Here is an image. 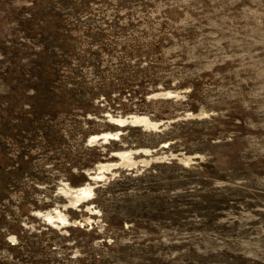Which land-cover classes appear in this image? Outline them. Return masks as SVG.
<instances>
[{
    "label": "rangeland",
    "instance_id": "374dc122",
    "mask_svg": "<svg viewBox=\"0 0 264 264\" xmlns=\"http://www.w3.org/2000/svg\"><path fill=\"white\" fill-rule=\"evenodd\" d=\"M0 264H264V0H0Z\"/></svg>",
    "mask_w": 264,
    "mask_h": 264
},
{
    "label": "bare ground",
    "instance_id": "6f19581e",
    "mask_svg": "<svg viewBox=\"0 0 264 264\" xmlns=\"http://www.w3.org/2000/svg\"><path fill=\"white\" fill-rule=\"evenodd\" d=\"M136 118H137V120H136V122L138 121V120H145L146 119V117L145 116H138V115H136L135 116ZM135 120H133L132 119V121H135ZM141 122V121H140ZM144 122V121H143ZM134 123V122H133ZM103 135V137H111L112 135L111 134H108V133H106V134H102ZM101 136V135H100ZM97 137V136H96ZM99 137V136H98ZM113 153H115V154H117V152H113ZM89 176H90V178H94V176L95 175H93V173L91 174L90 172H89ZM80 191H83V189L82 188H80V190H76L75 192L76 193H78V194H80L81 192Z\"/></svg>",
    "mask_w": 264,
    "mask_h": 264
},
{
    "label": "trees",
    "instance_id": "16d2710c",
    "mask_svg": "<svg viewBox=\"0 0 264 264\" xmlns=\"http://www.w3.org/2000/svg\"><path fill=\"white\" fill-rule=\"evenodd\" d=\"M112 142H114V141H110V143H112ZM107 150H110V149H107ZM173 164H175V162L174 161H172V162H170V163H168V166H173ZM122 179V178H121ZM121 179L120 178H116V179H113L112 181H109L108 182V185H114V184H118V183H120L121 182ZM99 188H97L96 189V192L98 193L99 192ZM110 221H108V225H110V223H109ZM92 230H93V228H92ZM95 230V229H94Z\"/></svg>",
    "mask_w": 264,
    "mask_h": 264
}]
</instances>
